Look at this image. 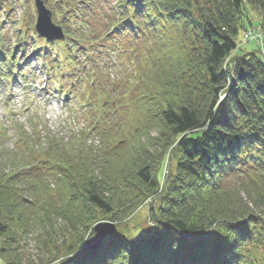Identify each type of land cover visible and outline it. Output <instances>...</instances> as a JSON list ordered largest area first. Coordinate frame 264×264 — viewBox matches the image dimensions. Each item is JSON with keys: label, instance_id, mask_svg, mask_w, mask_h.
<instances>
[{"label": "trees", "instance_id": "16d2710c", "mask_svg": "<svg viewBox=\"0 0 264 264\" xmlns=\"http://www.w3.org/2000/svg\"><path fill=\"white\" fill-rule=\"evenodd\" d=\"M47 2L66 32L65 41L43 39L48 66L80 70L84 91L77 96L94 123L68 141L46 138L40 153L32 144L41 142L38 130L30 136L19 128L15 150L26 169L9 180L30 179L33 187L49 174L71 179L67 199L36 200V187L14 191L0 176V264H24L17 247L35 225L90 213L89 237L57 243L50 236L53 258L40 264H264V58L247 46L236 50L249 7L264 25V0ZM111 69H121L122 78H111ZM156 122L167 129L154 138L169 141L166 180L165 154L153 159L142 150L130 178L99 181L94 166L101 173L114 166L107 144L119 138L127 147ZM91 129L101 150L86 145ZM133 185L150 198V224L118 225L93 248L94 222L119 224L123 217L114 212L127 207L123 199L133 200L132 208L141 204ZM241 190L246 200L235 197Z\"/></svg>", "mask_w": 264, "mask_h": 264}, {"label": "rangeland", "instance_id": "374dc122", "mask_svg": "<svg viewBox=\"0 0 264 264\" xmlns=\"http://www.w3.org/2000/svg\"><path fill=\"white\" fill-rule=\"evenodd\" d=\"M249 9L250 12L246 14L247 17H245L243 22V28L245 29L237 37L238 48L236 50L240 46H247L250 49L259 50L260 53L264 49L262 16L259 10L252 9V7H249ZM248 16L249 19H247ZM36 17L37 12L34 0H0V176L4 177V182H7L9 176L13 175L14 172L16 174L17 171L20 172L21 167H25L23 164L25 157L17 154L18 152L15 150L20 127H24L26 133L30 136L36 133V129L38 130L41 142L32 144H34L35 152L40 153L48 145L46 144V138L54 137V139L68 141L76 137V133H81L84 129L91 128L94 123L90 118L91 111L86 109V106L81 103L80 98L77 96V94H81L84 91V86L80 85L77 80L80 70L72 68L69 71H64L48 66L47 63L51 60L53 62V59H49V55L45 51L46 44L42 39L43 37L39 36L35 30ZM249 20H252L253 25L248 24ZM254 28L258 29L261 40L259 42L246 41L245 35ZM183 48H185V52L180 53L186 57L189 51L187 47ZM235 54L233 53L228 57L224 64L225 69L228 68ZM51 55H54V52ZM110 71H112L110 76L114 80L122 78L119 75V71H122L121 69H111ZM166 130L163 123L159 124V122H156L148 127L146 132H144L145 134L139 136L127 147L126 143L119 138L109 142L106 150L110 156H113L111 157L112 165L114 164L113 169L101 173V169H98L99 166L96 165L93 169L94 174L98 176L99 181L103 182L106 180L117 181V178L127 173L130 178V171L137 166L135 162H139L140 152L146 150L148 158L156 159L159 153L165 154L163 157L166 160L165 172L164 174L161 173V179L165 181L172 162L169 146L166 145L169 141L166 143L161 140L157 141L154 138ZM102 144L98 130L91 129L86 145L101 150ZM166 149L167 151H165ZM80 165H83V162H80ZM25 169L26 167L21 171H25ZM70 179L71 176H63L62 172V174H49V177L47 179L44 178L42 182H37L36 180V184L38 183L39 185L37 184L33 187L30 185V179L22 181L23 183L16 181V183H13V180L10 179L8 184L12 186L14 191L21 193L23 191L26 194L31 193V190H33L31 188L36 187L32 194L33 198H35V194H38L39 197L36 200H42L44 197L47 200V194L50 198L59 200L62 196L67 199V181ZM132 180L136 181L135 178H132ZM104 185L113 187L111 184ZM133 187L136 186L133 185ZM46 189L48 192H45ZM41 192L44 196L41 195ZM109 193V191H105L104 194L109 196ZM136 193H139L137 187ZM16 194L14 192L12 197H17ZM139 196L141 199L144 198V195L140 194ZM235 197H242L243 200L247 199L243 190ZM115 198L113 197V199ZM149 200L150 198H144L140 205L138 204V206L132 208L133 200L123 199L127 207L123 205V207L114 212L118 217H123V220L119 221V224L116 221L114 223L121 227L127 224L147 226L150 224ZM253 200L256 199L253 198ZM118 201V199L115 200V202ZM118 204L116 205L118 206ZM260 210L263 209L261 208ZM92 214L90 213L88 217L85 216L82 220L81 218L63 219L61 217H53L48 224L44 225L43 221L35 225L21 239L17 247L22 263L40 264L53 258L47 250V245L53 247L54 244L48 243L50 236L57 243L64 238L69 239L71 235L78 233H82L87 239L92 226L88 228L84 220L90 218ZM97 215L99 218L102 217L100 214ZM91 221L89 220V222ZM105 221L100 219L99 221L97 220V223ZM97 223L94 222V226ZM2 243V238L0 237L1 247ZM9 251L7 250L4 253L5 257L8 256ZM12 256L13 252L12 255L10 254V259H12ZM0 260L2 263V258Z\"/></svg>", "mask_w": 264, "mask_h": 264}, {"label": "water", "instance_id": "95a60500", "mask_svg": "<svg viewBox=\"0 0 264 264\" xmlns=\"http://www.w3.org/2000/svg\"><path fill=\"white\" fill-rule=\"evenodd\" d=\"M35 2L38 11L36 29L39 34L49 39H64L62 27L53 23L52 12L47 8L44 0H35ZM116 229L117 225L112 221L98 222L94 226L96 234L92 238L93 248H96L106 235L114 233Z\"/></svg>", "mask_w": 264, "mask_h": 264}, {"label": "built area", "instance_id": "2783aa9c", "mask_svg": "<svg viewBox=\"0 0 264 264\" xmlns=\"http://www.w3.org/2000/svg\"><path fill=\"white\" fill-rule=\"evenodd\" d=\"M258 29L257 28H254L252 31H249L246 35H245V38H246V41H260L261 40V37L258 33ZM261 55L262 57L264 58V49L261 50Z\"/></svg>", "mask_w": 264, "mask_h": 264}]
</instances>
